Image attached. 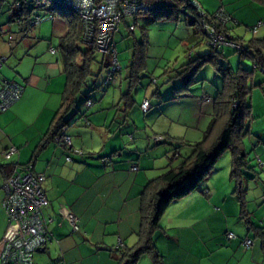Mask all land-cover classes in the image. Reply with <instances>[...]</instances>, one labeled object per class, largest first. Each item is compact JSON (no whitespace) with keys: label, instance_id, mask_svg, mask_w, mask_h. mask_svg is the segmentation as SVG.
I'll return each instance as SVG.
<instances>
[{"label":"crops","instance_id":"obj_1","mask_svg":"<svg viewBox=\"0 0 264 264\" xmlns=\"http://www.w3.org/2000/svg\"><path fill=\"white\" fill-rule=\"evenodd\" d=\"M257 2L261 5L256 6L260 13L258 18L249 22L240 18L248 27L264 16V0ZM200 3L202 5V1ZM0 25L14 35L11 42L6 37L0 38V56L5 57L0 70V88L6 80L23 87L20 100L0 115V241L6 222L1 210L4 180L13 164L32 163L34 172L45 176L42 189L48 205L44 215L50 220L49 230L54 237V242L35 253L33 264H119L120 250L137 244L140 194L149 181L186 159L191 153L189 146L201 141L211 120V102L202 103L197 96L194 98L193 111H197V120H204L198 135H192V138H199L197 141L178 137L172 126L184 125L181 117L173 120L159 105L154 118L165 125L159 131L161 134H154V127L148 128L151 136L146 130L133 132L136 127L121 115L111 119L104 116L102 120L91 110L87 114L88 123H84L78 120L80 114L75 117L78 111H72L67 116L66 132L72 150L53 141L38 150L61 105L65 86L58 55L51 54L49 48L57 46L67 26L62 19L55 18L27 30L17 22L10 24L6 10L2 12V9ZM260 39H264V35ZM190 92L174 97L192 96ZM155 137H162L164 142H156ZM173 140H181L183 144L177 150L178 157H172L168 149ZM10 147H15L17 154L5 161L2 152ZM257 148L264 153V148ZM223 156L202 188L172 202L162 216L153 243L163 264H264V207L261 202L264 169L258 170L256 163L254 166L247 159L248 166L242 174V210L233 194L230 159L226 167L220 166ZM258 156L264 161V157ZM67 157L70 161H66ZM133 167L137 170L132 171ZM60 208L78 219L77 232H72L62 220ZM226 233H233L236 239L228 241ZM244 239L252 241L249 249L242 246ZM119 241L121 249L117 248ZM136 264L152 262L144 255Z\"/></svg>","mask_w":264,"mask_h":264},{"label":"trees","instance_id":"obj_2","mask_svg":"<svg viewBox=\"0 0 264 264\" xmlns=\"http://www.w3.org/2000/svg\"><path fill=\"white\" fill-rule=\"evenodd\" d=\"M143 1L149 7V10L138 16L147 22L178 21L180 16H183L190 26L197 27L201 36L204 37L205 45L211 51L209 55L198 57L195 60H191L192 56L189 54L191 61L187 65L182 66L177 72L176 76L182 81V86L175 89L174 94L181 95L189 93V88L195 84V75L205 64H210L213 67L222 82L220 90L212 100L205 97L201 99L203 102L209 100L212 107L211 120L201 141L189 146L191 153L186 159L176 167L164 172L158 178L149 181L140 194V226L137 244L133 248L124 251L120 250L121 259L119 264H136L140 257L144 255L149 257L152 264H163L162 258L153 243V235L159 229L162 216L172 202L199 190L200 185L210 176L219 159L226 153L230 155L231 165L229 177L234 183L233 194L236 196L241 209L244 210V183L242 174L243 170L248 166V152L246 151L244 141L250 135V122L253 120L251 106L248 101L251 90L248 87V82L251 81L254 73L259 74V69L264 68V39L252 38L245 44L240 39L229 38V27L217 24L211 19L213 13L210 14L202 10L206 14V22L215 26L217 35L224 37L229 42H235L240 45L241 50H233L226 46H212L208 43L203 26L199 23L201 18L198 17L197 10L191 5L192 0ZM3 2L4 0H0V12L3 7ZM22 2L23 0H13L12 6L8 11L9 23L14 24L17 22L25 26V29L32 30L34 28H29L28 21L34 13L35 8L31 9V6L25 3L21 5V9L14 7L16 3ZM48 10L54 19H62L67 26L66 34L59 38L57 46L55 47L58 62L62 68V74L65 77V86L61 94V105L56 111L46 135L39 144L38 150L43 149L47 143L54 142L55 138L60 134L61 127H68L67 116L72 111L77 112L79 110V108L76 110V103L79 97L82 98L80 106L81 111H83L81 112L80 118L83 117L82 122L88 123L85 112L89 110H85L84 106L87 102L92 103L90 109L94 105L93 101L88 98V93L92 91L94 85L88 88L87 94L85 95L82 94V90L86 87L87 81L93 77V66L98 65L99 68L107 71L110 62L108 57H102L101 62L97 63L95 48L85 46L82 43V27L77 16L68 11L53 8V6H50ZM0 27L5 26L0 25ZM6 31L7 34L12 35V37L14 36L7 28ZM11 41H14V37ZM146 47V35H143L142 41L136 43L133 48L128 76L126 77L128 91L121 95V106L119 104L116 105V107L119 106L118 111L123 114L124 120L128 119L127 113L134 104L132 102L131 90L138 81L140 72H143L145 69ZM224 49H230L234 53H239L242 59L250 60L252 62V69L247 71L241 65L236 70L228 66H222L219 63V59L224 57L222 54ZM117 60L120 64L118 58ZM254 66H256V69H254ZM119 79L120 74L118 75L117 81ZM150 80L156 82L153 78ZM154 86H156V83ZM107 87L109 86L101 84L102 91ZM60 147L69 150L65 145H61ZM181 147H183L181 140H173L170 148H168L172 157L177 155V150ZM103 161L106 162V159H103ZM31 164H13L10 174L5 180L13 173L15 168H21ZM2 170L6 172V167H3Z\"/></svg>","mask_w":264,"mask_h":264},{"label":"rangeland","instance_id":"obj_3","mask_svg":"<svg viewBox=\"0 0 264 264\" xmlns=\"http://www.w3.org/2000/svg\"><path fill=\"white\" fill-rule=\"evenodd\" d=\"M192 1H196L203 11L206 9L207 11H211L210 14L223 8L224 12L232 18L231 22L233 26L230 25L232 28L229 27V38L241 39L243 43H247L252 37L260 39L264 35V25L261 26L255 34L249 31L251 27L257 26L258 20H256V24L251 27L246 26V24L242 23L240 20V18H243L246 22H249L258 18L260 13L256 6L260 4L255 0ZM199 1H202V5L206 8L205 10ZM12 3L13 0H4L3 2L2 12L6 10V16ZM261 19V21H264V16ZM137 22L138 28L135 32H129L127 28V23L129 22L125 21L121 24L119 31L114 34L116 52L122 66L120 82L117 81L111 87L109 86L102 91L101 84L104 80L106 71L99 68L98 65L93 66V77L87 81L86 87L82 90V94L85 95L87 94L88 88L94 85L92 91L88 93V98L94 103L89 111L91 110V112L93 111V113L99 114L102 120L106 116H109V119H111V117L113 118L114 115H121V117H123V114L118 112V107H116V105L121 103V95L128 91V81H126V77L128 76L134 45L141 42L143 35H146L145 69L143 72H140L138 81L131 90L132 102L134 104L127 113V122H130V124L133 123L132 125L136 127L133 132L146 130V133L151 136V129L149 130L148 128L154 127L153 133L161 134L159 131H162L165 125L155 121L154 117L159 107L162 106L161 108L165 110L167 115L173 120H175L177 116L181 117V124L184 125L172 126L178 137L186 136L187 139L189 137L191 139L193 134L197 133L198 135V129H201L204 125V120L202 122L200 121L202 118L197 120V111H193V106L195 104L194 98H196V96L198 99L209 97L210 100H212L220 90L222 80L210 64H205L195 75V84L189 88L190 91L193 92V95L176 98L174 97V90L182 86V81L178 79L176 75L182 66L187 65L191 60H195L198 57L209 55L211 51L205 45L204 37L201 36L197 27L190 26L183 16H180L178 21L155 22H147L145 19L138 16ZM189 54L192 56L191 60ZM222 54L224 57L219 59V63L222 66H228L233 70H236L239 65L247 71L252 69V62L248 59H242L239 53H234L230 49H224ZM95 58L97 63H100L102 60V56L98 53H96ZM151 78L156 80V86L151 84ZM248 87L251 89L248 101L251 106L253 120L250 122V135L245 139L244 143L246 149H248L247 159L251 160L249 163L255 166V163L257 165V158H259L258 155L264 157V153L257 148V146H259V148H264V144H262L264 143V76L254 73L251 81L248 82ZM189 94H191V92ZM159 96H161L162 99H160ZM143 99L149 101L151 112L148 114H143L140 110V103ZM205 102H209V100ZM81 103L82 98L79 97L76 103V110L78 108L79 110L75 117L78 116V114L81 115V112H83L80 109ZM89 111L85 112V117L89 118V115H87ZM206 118L207 117H205V119ZM82 119L83 117H79L78 120L82 121ZM72 123L73 122L70 123L71 126ZM89 125L90 122L88 126ZM88 126L86 127L88 128ZM197 139L199 138L195 136L192 138V141H197ZM158 148H160V146ZM185 148L189 147L185 146ZM229 159V153L224 154L221 159L222 161H220V166L226 167ZM223 162L225 165H223ZM255 167H257L258 170L260 169L258 165ZM203 185L204 183L200 185L199 189L202 188ZM1 210L5 217L2 207ZM6 226L5 222L4 233Z\"/></svg>","mask_w":264,"mask_h":264},{"label":"built area","instance_id":"obj_4","mask_svg":"<svg viewBox=\"0 0 264 264\" xmlns=\"http://www.w3.org/2000/svg\"><path fill=\"white\" fill-rule=\"evenodd\" d=\"M29 4L34 13L28 21L29 28H35L46 21L53 20L49 13V7L62 8L77 16L81 22V41L85 46H92L96 53L102 57H108L110 62L105 73L103 85L111 86L117 82L121 73V66L117 60V52L114 44V34L118 32L120 24L128 21L127 28L133 33L138 28L137 17L139 14L149 10L143 0H23L16 3L14 7L21 9L22 4ZM201 18L199 23L203 26L208 43L212 46H226L233 50H241V46L235 42H229L224 37L217 35L214 25L206 22V14L202 11L197 2L191 3ZM214 22L225 27L233 26L232 18L226 14L223 8L213 13ZM231 25V26H230ZM264 25V21L258 22L257 26L249 29L252 34ZM5 36L8 41L12 40V35L7 34L5 27H0V38ZM49 52L56 54V49L49 48ZM4 63V58L0 56V69ZM256 69V66H254ZM258 70V68H257ZM259 74L264 76V68L259 69ZM155 85V81H152ZM23 87L17 83L3 81L0 88V115L7 112L16 102L20 100ZM91 102L85 104V110H89ZM145 114L149 111L147 100H143L140 106ZM67 127L60 128V134L55 138L54 143L58 146L65 145L71 149L70 137L66 135ZM156 142H164L162 137H155ZM80 154V152H75ZM17 154L15 147H10L2 152L4 160L8 161ZM66 161H70L67 157ZM259 168H264V162L257 158ZM33 164L15 168L13 173L4 181L2 190L4 198L2 208L6 216L7 227L0 241V264H33L35 253L44 249L54 242V237L49 230V222L44 215V210L48 205L42 185L45 176L42 173L34 172ZM137 168L133 167L132 171ZM264 207V195L261 198ZM59 214L63 221L69 226L72 232H77L78 219L70 211L60 208ZM228 241L235 240L233 233H226ZM242 246L249 249L252 246L250 239H244ZM118 249L122 248L121 241L118 242Z\"/></svg>","mask_w":264,"mask_h":264},{"label":"bare ground","instance_id":"obj_5","mask_svg":"<svg viewBox=\"0 0 264 264\" xmlns=\"http://www.w3.org/2000/svg\"><path fill=\"white\" fill-rule=\"evenodd\" d=\"M59 10H64V11H67V10H65V9H62V8H58Z\"/></svg>","mask_w":264,"mask_h":264},{"label":"water","instance_id":"obj_6","mask_svg":"<svg viewBox=\"0 0 264 264\" xmlns=\"http://www.w3.org/2000/svg\"><path fill=\"white\" fill-rule=\"evenodd\" d=\"M4 58V63H5V57H3ZM4 63H3V65H4ZM3 67V66H2ZM1 70V69H0Z\"/></svg>","mask_w":264,"mask_h":264}]
</instances>
